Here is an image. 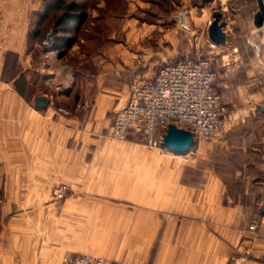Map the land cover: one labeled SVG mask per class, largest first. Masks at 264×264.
<instances>
[{
	"label": "crops",
	"instance_id": "0c3cea01",
	"mask_svg": "<svg viewBox=\"0 0 264 264\" xmlns=\"http://www.w3.org/2000/svg\"><path fill=\"white\" fill-rule=\"evenodd\" d=\"M40 2L0 0V264H56L75 252L134 264H264L255 0H94L62 57L47 39L27 42ZM214 10L225 22L220 45L206 35ZM184 56L207 59L215 73V136L186 155L133 133L109 137L131 79ZM79 100L87 105L68 116L56 110ZM58 183L68 187L59 199Z\"/></svg>",
	"mask_w": 264,
	"mask_h": 264
},
{
	"label": "built area",
	"instance_id": "2783aa9c",
	"mask_svg": "<svg viewBox=\"0 0 264 264\" xmlns=\"http://www.w3.org/2000/svg\"><path fill=\"white\" fill-rule=\"evenodd\" d=\"M214 81L215 73L207 59L187 56L163 64L151 78L134 76L125 104L113 114L109 136L122 140L133 133L142 136L147 145L160 147L167 124H173L189 131L193 139L212 138L222 124L223 112ZM86 103L74 105L73 111ZM56 110L67 116L72 113L62 107ZM67 189L65 183H58L52 187L53 196L62 198ZM58 264L134 263L75 252L60 256Z\"/></svg>",
	"mask_w": 264,
	"mask_h": 264
},
{
	"label": "trees",
	"instance_id": "16d2710c",
	"mask_svg": "<svg viewBox=\"0 0 264 264\" xmlns=\"http://www.w3.org/2000/svg\"><path fill=\"white\" fill-rule=\"evenodd\" d=\"M89 1L91 0H41L39 10L31 15L28 37H38L45 24L48 29L45 39L48 40L50 49L55 51L58 57H62L76 41L86 20ZM148 1L155 4L158 0ZM71 73L74 75V71Z\"/></svg>",
	"mask_w": 264,
	"mask_h": 264
},
{
	"label": "water",
	"instance_id": "95a60500",
	"mask_svg": "<svg viewBox=\"0 0 264 264\" xmlns=\"http://www.w3.org/2000/svg\"><path fill=\"white\" fill-rule=\"evenodd\" d=\"M256 11L252 15L253 26L264 30V5L262 0H255ZM225 22L221 19V13L218 10L212 12V18L206 28V35L208 40L213 45H220L225 39L223 27ZM45 99L41 96H36L33 99V105L37 108L44 106ZM192 144V136L189 131L176 128L173 124H167L165 132L161 138L160 148L165 149L175 154H184L188 151ZM264 206L261 205L260 210Z\"/></svg>",
	"mask_w": 264,
	"mask_h": 264
},
{
	"label": "rangeland",
	"instance_id": "374dc122",
	"mask_svg": "<svg viewBox=\"0 0 264 264\" xmlns=\"http://www.w3.org/2000/svg\"><path fill=\"white\" fill-rule=\"evenodd\" d=\"M94 5V0H91V1H89V4H88V7L86 8V14H88V10L92 7ZM40 6H41V2H40V4H39V7L37 8V10H39V8H40ZM32 14V13H31ZM48 31V29H46V26H45V24H44V26L42 27V29H41V34L38 36V37H36V38H28V43H31V42H39V43H42L43 41H44V39H45V33ZM37 51H39V49H36ZM35 50V51H36ZM65 55V54H64ZM67 61L69 62V69H70V71H74V74H77V72H75V69H76V67H77V62H78V60L77 59H75L73 56L72 57H69L68 59H67ZM71 66H72V68H71ZM80 68V67H79ZM75 76V75H74ZM82 102L83 103V101H85V100H79V102ZM86 105H87V103H86ZM73 107H74V105L71 107V109H69V110H71L72 111V113H74V112H76V111H73ZM81 109V108H80ZM71 113V114H72ZM112 119H113V116H112ZM112 121V120H111ZM132 135V134H131ZM131 135H129V136H131ZM128 136V135H127ZM126 136V137H127ZM133 136L135 137V138H138V139H144L142 136H140V135H136V134H133ZM110 137V136H109ZM214 137V136H213ZM212 137V138H213ZM114 139V138H113ZM211 139V138H210ZM210 139H206V140H210ZM206 140H197V139H193L192 138V144L190 145V147H189V149H188V151L194 146V144L195 143H197V142H201V141H206ZM145 142V141H144ZM157 148V147H156ZM162 149V148H161ZM187 154V152L184 154V155H186ZM190 155V154H189ZM66 194H67V192H66ZM66 194H65V196H66ZM1 195V194H0ZM2 196V195H1ZM58 260L59 259H57V263L56 264H58Z\"/></svg>",
	"mask_w": 264,
	"mask_h": 264
}]
</instances>
